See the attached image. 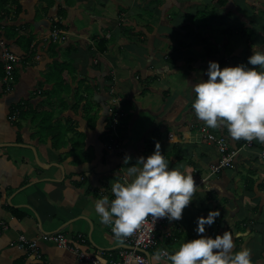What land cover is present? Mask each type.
I'll list each match as a JSON object with an SVG mask.
<instances>
[{
  "label": "crops",
  "instance_id": "obj_1",
  "mask_svg": "<svg viewBox=\"0 0 264 264\" xmlns=\"http://www.w3.org/2000/svg\"><path fill=\"white\" fill-rule=\"evenodd\" d=\"M1 4L0 34L21 61L13 89L4 93L0 84V264H31L32 256L16 248L17 237L38 238L56 231L74 239L82 235V247L89 253L116 254L122 241L109 224L101 223L95 202L114 198L112 184L125 182L130 165L140 167L139 156L150 154L158 142L169 167L192 173L198 182L218 159L213 146L195 142L198 127L224 136L232 147L245 141L196 116L192 85L207 78L203 70L209 60L221 67L247 65L253 49H264V0H3ZM54 26L65 32L64 42L44 39ZM20 36L30 37L27 49ZM68 59L75 73L68 76V91L59 97L62 106L49 93L53 84L45 78L54 61ZM110 87L124 102L126 123L118 148H109L108 132L103 134ZM77 90L92 102L96 118L91 124L81 105L75 104ZM14 112L16 119L11 118ZM43 112H51L52 125L68 132L64 140L37 134L38 120L32 114ZM70 138L78 144L72 146ZM262 153L264 143L258 141L239 152L232 169L206 179L182 217L158 229L157 245L148 252L151 263L171 264L168 258L157 259L158 250L173 252L186 239L230 231L233 252L247 247L252 264H264ZM210 209L220 215L199 234L197 217ZM38 250L46 264H81L71 251L49 242L38 240Z\"/></svg>",
  "mask_w": 264,
  "mask_h": 264
},
{
  "label": "clouds",
  "instance_id": "obj_2",
  "mask_svg": "<svg viewBox=\"0 0 264 264\" xmlns=\"http://www.w3.org/2000/svg\"><path fill=\"white\" fill-rule=\"evenodd\" d=\"M247 62L221 67L217 61L209 60L203 70L207 78L192 85V109L207 126L226 127L233 139L264 143V71L256 67L264 68V49H253ZM137 162L140 167H127L125 182L112 184L114 198L95 202L101 223L111 225L117 238L131 235L148 217L153 221L164 217L169 221L180 219L197 191L192 173L169 167L158 142L150 154L139 156ZM219 215V210L210 209L206 216L197 217L195 231L205 233V225L213 224ZM233 248L232 233L224 231L214 237L186 239L175 251L158 250L155 255L157 259L167 256L171 264H252L251 249L233 252Z\"/></svg>",
  "mask_w": 264,
  "mask_h": 264
},
{
  "label": "built area",
  "instance_id": "obj_3",
  "mask_svg": "<svg viewBox=\"0 0 264 264\" xmlns=\"http://www.w3.org/2000/svg\"><path fill=\"white\" fill-rule=\"evenodd\" d=\"M46 41L51 44H59L66 40V34L57 26L51 28ZM0 61L2 63L3 76L0 79V84L4 93H9L14 86L15 69L21 61V56L13 52L9 47L6 40L0 34ZM109 104L107 106L108 114V147L118 148L120 147V139L118 133V126L121 119L124 118V102L122 96L118 94L113 88L109 89ZM17 112L11 115L12 119H16ZM195 142L207 143L213 146L217 153L218 159L215 164L209 168V174L206 178L200 179L195 182L198 187L210 176H215L224 170L232 169L235 165V161L238 158L239 152L242 149L250 150L257 144V140L247 141L245 140L241 146L232 147L224 136L215 135L211 133L208 128L198 127ZM173 135L169 134V138ZM262 155H264L262 153ZM169 220L164 218H157L155 221L151 217L146 218L141 222L139 228H137L131 235L120 238L122 241L121 248L113 254L112 252H106L98 250L94 253L85 251L82 247L84 240L82 235H77L76 238H69L60 231L53 233H41L38 238H27L24 235H19L16 240V248L20 251H24L28 256H32L33 260L31 264H46L42 254L38 250V240L52 243L58 247L65 248L71 251L76 260L81 264H152L148 255L149 250L156 247V233L163 223ZM110 225V231L111 230ZM113 233V232H112ZM114 234V233H113ZM115 236V235H114ZM165 250V249H162ZM147 254V255H146ZM163 259H167V256L161 255Z\"/></svg>",
  "mask_w": 264,
  "mask_h": 264
},
{
  "label": "trees",
  "instance_id": "obj_4",
  "mask_svg": "<svg viewBox=\"0 0 264 264\" xmlns=\"http://www.w3.org/2000/svg\"><path fill=\"white\" fill-rule=\"evenodd\" d=\"M3 0H0V8L2 7V2ZM17 3V2H16ZM18 7V6H17ZM11 29V28H10ZM3 36V35H2ZM8 37V36H7ZM20 39L25 41L24 48L27 49L30 44V37H25V36H20ZM5 39V38H4ZM51 71H49L48 76L45 78V81L47 83H52V88L51 92L54 94V96L57 97L59 102L64 105V101L62 100L61 94L63 92L68 91V76H71L75 73V68L73 66L72 60H67L62 63H59L57 61L53 62V65L51 66ZM3 76V69H2V63L0 61V79ZM81 87H84V92H87V94H90L91 91L88 88L87 85H84L82 82H80ZM75 104L77 106L81 105L82 111L84 113V119L88 124H91L94 122L96 118V113L94 111V108L92 107V102L88 98L84 97L79 90L75 91ZM32 118L35 120H38L37 127L38 128V135H45L48 136L50 135L54 140L57 142H60L61 140H64L65 136L67 135V131L63 129L62 126L56 124L55 126L52 125V113L51 112H43V113H33ZM126 118H122L121 122L118 126V130L121 131L126 123L125 121ZM105 126L108 127V119L107 122L105 123ZM91 127V125H90ZM104 135L107 133V129L105 128V131H103ZM81 136V134L76 135V137ZM70 142L73 145H77L78 143H73V138H70Z\"/></svg>",
  "mask_w": 264,
  "mask_h": 264
},
{
  "label": "rangeland",
  "instance_id": "obj_5",
  "mask_svg": "<svg viewBox=\"0 0 264 264\" xmlns=\"http://www.w3.org/2000/svg\"><path fill=\"white\" fill-rule=\"evenodd\" d=\"M14 83H15V80H14ZM120 96H122V95H120ZM107 128H108V127H106V129H107ZM119 132H121V131L118 130V133H119Z\"/></svg>",
  "mask_w": 264,
  "mask_h": 264
},
{
  "label": "water",
  "instance_id": "obj_6",
  "mask_svg": "<svg viewBox=\"0 0 264 264\" xmlns=\"http://www.w3.org/2000/svg\"><path fill=\"white\" fill-rule=\"evenodd\" d=\"M147 255V254H146Z\"/></svg>",
  "mask_w": 264,
  "mask_h": 264
}]
</instances>
